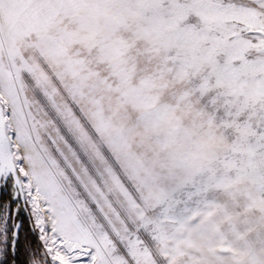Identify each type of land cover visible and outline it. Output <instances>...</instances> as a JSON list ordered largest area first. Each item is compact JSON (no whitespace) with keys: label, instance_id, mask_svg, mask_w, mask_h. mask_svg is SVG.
<instances>
[{"label":"snow or ice","instance_id":"1","mask_svg":"<svg viewBox=\"0 0 264 264\" xmlns=\"http://www.w3.org/2000/svg\"><path fill=\"white\" fill-rule=\"evenodd\" d=\"M0 264H264V0H0Z\"/></svg>","mask_w":264,"mask_h":264},{"label":"trees","instance_id":"2","mask_svg":"<svg viewBox=\"0 0 264 264\" xmlns=\"http://www.w3.org/2000/svg\"><path fill=\"white\" fill-rule=\"evenodd\" d=\"M25 225L27 226V224H26V217H25Z\"/></svg>","mask_w":264,"mask_h":264}]
</instances>
